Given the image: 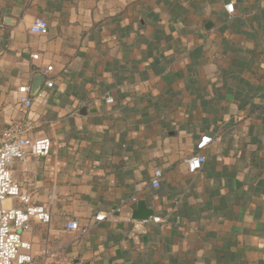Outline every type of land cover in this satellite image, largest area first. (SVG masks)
Wrapping results in <instances>:
<instances>
[{"label":"crops","instance_id":"obj_1","mask_svg":"<svg viewBox=\"0 0 264 264\" xmlns=\"http://www.w3.org/2000/svg\"><path fill=\"white\" fill-rule=\"evenodd\" d=\"M25 122L53 143L12 167L52 211L23 233L33 264H264V0H0V131Z\"/></svg>","mask_w":264,"mask_h":264},{"label":"built area","instance_id":"obj_2","mask_svg":"<svg viewBox=\"0 0 264 264\" xmlns=\"http://www.w3.org/2000/svg\"><path fill=\"white\" fill-rule=\"evenodd\" d=\"M226 11L232 15L234 13V3L230 1L225 5ZM48 23L44 20L36 19L29 30L33 34L46 35L48 33ZM33 60H38L39 55L32 56ZM53 67L46 69L51 73ZM53 81H46L45 86L52 88ZM18 105L22 115H28L33 106L34 99L31 96V88L22 86L18 89ZM108 104L113 103L111 98L106 100ZM30 122L14 124L3 131H0V264H33L34 257L31 254V245L23 240V233L31 228L34 219L43 224L50 225L52 221V211L43 206L31 205V196L22 193L13 175V164L15 162L26 163L30 158H45L51 154L53 143L50 138H30L27 132L31 128ZM212 142L209 137H203L196 145L197 151H203ZM189 173H195L202 169L206 163V157L202 154H195L185 160ZM155 180L152 185L159 187L161 172H154ZM10 199H17L20 206H6L5 202ZM107 215H97L96 222H103ZM154 221H159L155 218ZM68 231L79 229L76 221L67 224ZM52 254L45 249L43 252V264Z\"/></svg>","mask_w":264,"mask_h":264},{"label":"water","instance_id":"obj_3","mask_svg":"<svg viewBox=\"0 0 264 264\" xmlns=\"http://www.w3.org/2000/svg\"><path fill=\"white\" fill-rule=\"evenodd\" d=\"M45 84V78L41 75L35 77L32 88L31 96H36ZM154 216L152 210L148 209L145 202H141L138 209L133 214L135 221H148Z\"/></svg>","mask_w":264,"mask_h":264},{"label":"rangeland","instance_id":"obj_4","mask_svg":"<svg viewBox=\"0 0 264 264\" xmlns=\"http://www.w3.org/2000/svg\"><path fill=\"white\" fill-rule=\"evenodd\" d=\"M13 175H14V174H13ZM6 202H7V205H6V204H5V205L9 207V206H10V202H11V200H7ZM8 203H9V205H8Z\"/></svg>","mask_w":264,"mask_h":264},{"label":"bare ground","instance_id":"obj_5","mask_svg":"<svg viewBox=\"0 0 264 264\" xmlns=\"http://www.w3.org/2000/svg\"><path fill=\"white\" fill-rule=\"evenodd\" d=\"M5 204L7 205V202H5ZM9 205V204H8Z\"/></svg>","mask_w":264,"mask_h":264}]
</instances>
